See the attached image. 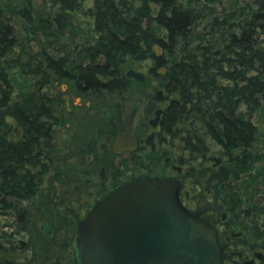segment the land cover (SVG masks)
Instances as JSON below:
<instances>
[{"label": "flooded vegetation", "instance_id": "obj_1", "mask_svg": "<svg viewBox=\"0 0 264 264\" xmlns=\"http://www.w3.org/2000/svg\"><path fill=\"white\" fill-rule=\"evenodd\" d=\"M2 2L0 21L12 27L8 72L51 98L56 122L41 146L48 171L37 206L29 211L22 200L0 215V258L7 264H80L79 220L122 182L153 175L180 181L183 204L217 230L223 264H264V100L251 113L253 138L239 148L205 133L201 116L190 118L176 135L167 116L170 97L156 79L155 65L131 56L138 64L128 66V60L115 68L106 53L95 54L93 0L77 10L54 0ZM254 3L261 7L259 0ZM79 13L91 18L94 35L74 45L76 37L65 30L80 31ZM63 16L59 23L56 18ZM33 39L34 52L27 45ZM40 230L50 239L37 246Z\"/></svg>", "mask_w": 264, "mask_h": 264}, {"label": "trees", "instance_id": "obj_2", "mask_svg": "<svg viewBox=\"0 0 264 264\" xmlns=\"http://www.w3.org/2000/svg\"><path fill=\"white\" fill-rule=\"evenodd\" d=\"M85 1L54 0L75 10ZM219 1L226 4L93 0L89 13L97 32L95 54L106 53L111 67L131 56L155 65L156 79L170 97V130L181 134L190 118L201 116L205 133L239 148L253 138V114L264 100V39L256 42L257 34L264 35V0L260 8L251 0H227L222 17ZM11 28L0 21V215L38 193L48 171L41 146L56 122L51 98L8 72ZM0 264L7 263L0 258Z\"/></svg>", "mask_w": 264, "mask_h": 264}, {"label": "water", "instance_id": "obj_3", "mask_svg": "<svg viewBox=\"0 0 264 264\" xmlns=\"http://www.w3.org/2000/svg\"><path fill=\"white\" fill-rule=\"evenodd\" d=\"M179 189L176 178L138 175L104 194L78 222L79 263L223 264L217 230L183 204Z\"/></svg>", "mask_w": 264, "mask_h": 264}, {"label": "rangeland", "instance_id": "obj_4", "mask_svg": "<svg viewBox=\"0 0 264 264\" xmlns=\"http://www.w3.org/2000/svg\"><path fill=\"white\" fill-rule=\"evenodd\" d=\"M3 1V0H2ZM1 0H0V3H3ZM10 1V0H9ZM224 1V0H223ZM252 2H254V0H251ZM19 3V2H18ZM226 4H224V2H221L219 1L217 3V9H218V12H217V16H220L222 17L224 15V13L222 12V10L225 8V5L228 6L230 5L229 2L226 0L225 1ZM49 6L48 2L45 1L44 2V8H47ZM14 7H16V3L14 5ZM13 7V8H14ZM34 7H35V12L37 13L38 11V7L37 4H34ZM80 18L82 19V22H81V26H80V31L78 29H76L75 27L71 26V27H68L66 30H65V35H71L73 37H76L75 40H72V43L75 45L78 43V41H80L79 39L84 37V36H88V37H91L94 35V32H93V28H92V20L89 16L87 15H83L82 13L80 14ZM206 22V19L202 22H199L198 23V26H196V29L197 30H200L203 28V25L204 23ZM205 30V29H204ZM264 39V35L263 34H257V37H256V42L260 41V40H263ZM35 40H29L27 42V45H32L31 47V51L34 52V50H36V43L34 42ZM130 61H128L127 65L128 66H132V65H136L138 64L136 60H131L129 59ZM127 66V67H128ZM30 82H32L34 84V80H31ZM38 86L34 85V88L33 89H37ZM32 89V90H33ZM41 91V89H39ZM17 93V90L14 91V94ZM40 192V191H39ZM42 192V191H41ZM40 197V194H37V197L35 196V198H33L34 200H31V199H28V200H25L24 201V205L25 206H29V211L34 209L37 204H38V199ZM36 200V201H35ZM37 202V204H36ZM36 204V206H35ZM44 221H47V218H42V221L41 222H44ZM50 239V236L46 235L43 231H39L38 234H35V239H34V243L38 246L39 244H41L44 240L46 241H49Z\"/></svg>", "mask_w": 264, "mask_h": 264}]
</instances>
